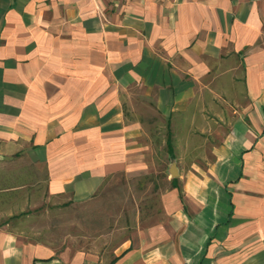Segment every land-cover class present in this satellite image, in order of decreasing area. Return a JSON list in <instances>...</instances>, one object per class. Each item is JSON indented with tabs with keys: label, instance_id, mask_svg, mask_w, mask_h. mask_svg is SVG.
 <instances>
[{
	"label": "crops",
	"instance_id": "1",
	"mask_svg": "<svg viewBox=\"0 0 264 264\" xmlns=\"http://www.w3.org/2000/svg\"><path fill=\"white\" fill-rule=\"evenodd\" d=\"M165 130L193 165L111 254L8 219L148 175ZM0 264H264V0H0Z\"/></svg>",
	"mask_w": 264,
	"mask_h": 264
},
{
	"label": "rangeland",
	"instance_id": "2",
	"mask_svg": "<svg viewBox=\"0 0 264 264\" xmlns=\"http://www.w3.org/2000/svg\"><path fill=\"white\" fill-rule=\"evenodd\" d=\"M149 134L153 145L148 175L127 178L113 174L90 200L81 204L39 195L36 208L8 217L11 224L20 233L58 250L70 246L111 254L135 229L163 221L161 194L171 187V163L178 172L186 171L193 165L189 160L194 156H188L189 148L182 146H177L172 156L166 144L168 130L163 139L161 132ZM215 135L217 138L221 132L216 131ZM196 150L200 148L192 147L193 155L198 154ZM17 219L25 220L24 225L16 228Z\"/></svg>",
	"mask_w": 264,
	"mask_h": 264
},
{
	"label": "water",
	"instance_id": "3",
	"mask_svg": "<svg viewBox=\"0 0 264 264\" xmlns=\"http://www.w3.org/2000/svg\"><path fill=\"white\" fill-rule=\"evenodd\" d=\"M169 173L172 177L177 176V169L173 163H171V166L169 168Z\"/></svg>",
	"mask_w": 264,
	"mask_h": 264
},
{
	"label": "trees",
	"instance_id": "4",
	"mask_svg": "<svg viewBox=\"0 0 264 264\" xmlns=\"http://www.w3.org/2000/svg\"><path fill=\"white\" fill-rule=\"evenodd\" d=\"M166 143H167L168 152L172 155V147L169 143V137L167 138Z\"/></svg>",
	"mask_w": 264,
	"mask_h": 264
}]
</instances>
